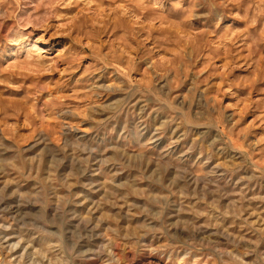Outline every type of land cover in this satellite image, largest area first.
<instances>
[{"label":"rangeland","instance_id":"obj_1","mask_svg":"<svg viewBox=\"0 0 264 264\" xmlns=\"http://www.w3.org/2000/svg\"><path fill=\"white\" fill-rule=\"evenodd\" d=\"M0 264H264V0H0Z\"/></svg>","mask_w":264,"mask_h":264},{"label":"bare ground","instance_id":"obj_2","mask_svg":"<svg viewBox=\"0 0 264 264\" xmlns=\"http://www.w3.org/2000/svg\"><path fill=\"white\" fill-rule=\"evenodd\" d=\"M137 4V3H136ZM107 70V69H106ZM94 92V91H93ZM92 102V101H91ZM61 104V103H60ZM17 246V245H16Z\"/></svg>","mask_w":264,"mask_h":264}]
</instances>
